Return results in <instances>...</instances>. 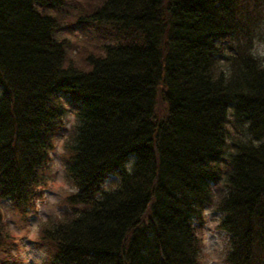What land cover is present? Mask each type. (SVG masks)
<instances>
[{"label":"trees","instance_id":"trees-1","mask_svg":"<svg viewBox=\"0 0 264 264\" xmlns=\"http://www.w3.org/2000/svg\"><path fill=\"white\" fill-rule=\"evenodd\" d=\"M263 23L264 0H0V199L24 217L75 115L41 264H202L206 206L224 264H264Z\"/></svg>","mask_w":264,"mask_h":264},{"label":"rangeland","instance_id":"rangeland-1","mask_svg":"<svg viewBox=\"0 0 264 264\" xmlns=\"http://www.w3.org/2000/svg\"><path fill=\"white\" fill-rule=\"evenodd\" d=\"M262 26L264 31V23ZM89 33L92 34L93 31L89 29ZM61 34H65L70 39V43L72 42L71 56L78 58L84 50L86 51L84 47L79 48L83 45L82 42L87 44L89 40L86 29L76 32L63 31ZM253 48L254 53L259 55L264 62V32L261 33V38L255 40ZM62 96L64 95L62 94ZM64 117L65 127L56 136V144L50 153L47 183L43 187L41 198L36 200L35 209L27 212L24 217L11 208L6 200L0 199V210L4 214L7 231L9 235L13 236L11 250L14 257H11L10 260L14 261V264H41L44 250L42 246H37L35 243V239H38V224L48 216L60 213L65 209L61 198L71 187L65 175L62 152H64L63 143L72 141V134L69 131L73 127L75 118L72 110H68ZM113 180V175H110L105 180V186H110ZM218 218L219 212L213 211L209 206L204 208L201 228L198 231L202 235L203 246L200 255L202 264H224L226 233L216 227Z\"/></svg>","mask_w":264,"mask_h":264},{"label":"bare ground","instance_id":"bare-ground-1","mask_svg":"<svg viewBox=\"0 0 264 264\" xmlns=\"http://www.w3.org/2000/svg\"><path fill=\"white\" fill-rule=\"evenodd\" d=\"M76 28H77V27H76ZM261 33H262V30L260 31V34H261ZM259 36H260V35H259ZM259 36H258V37H259ZM258 37H257V38H258ZM255 38H256V37H255ZM2 88H3V87H2ZM60 91H61V90H60ZM63 95H65V93H64ZM70 95H71V94H70ZM70 95H69V96H70ZM60 96H61V95H60ZM61 97H62V96H61ZM63 97H64V96H63ZM64 98H65V97H64ZM65 100H66V99H65ZM68 100H70V98H69ZM76 102H77V101H76ZM68 103H69V102H68ZM63 104H64V103H63ZM72 107H73V106H72ZM74 108H75V107H74ZM67 112H68V111H67ZM74 113H75V112H74ZM66 114H67V113H66ZM74 116H75V115H74ZM64 118H65V117H64ZM55 144H56V143H55ZM50 153H51V152H50ZM62 161H63V160H62ZM132 161H133V160H132ZM48 174H49V173H48ZM44 183H47L46 180L44 181ZM39 186H41V185H39ZM41 187H42V186H41ZM38 188H39V187H38ZM42 189H43V188H42ZM39 192H40V191H39ZM41 193H42V191H41ZM39 194H40V193H39ZM42 194H43V193H42ZM96 194H97V193H96ZM98 195H100V194L98 193ZM96 197H97V196H96Z\"/></svg>","mask_w":264,"mask_h":264}]
</instances>
